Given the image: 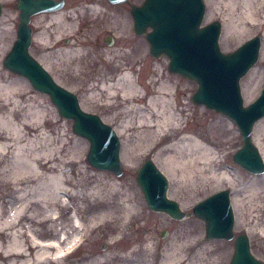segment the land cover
<instances>
[{
  "label": "rangeland",
  "instance_id": "rangeland-1",
  "mask_svg": "<svg viewBox=\"0 0 264 264\" xmlns=\"http://www.w3.org/2000/svg\"><path fill=\"white\" fill-rule=\"evenodd\" d=\"M69 1L79 4L85 10L82 15L67 19L66 26L58 24L50 15L34 17L31 22L33 41L29 52L59 86L77 97L83 111L97 115L116 132L121 143L120 158L123 167V174L119 178L92 168L87 162L89 143L73 133L72 123L63 119L50 99L36 92L26 79L4 68L3 60L16 40L19 20L15 0H0L2 5L0 31L4 33V39L0 43V74L3 80L5 78L9 81L21 80L23 86L19 92L24 95L27 93L21 98L22 101L24 103L34 101L40 109L46 110L49 119L46 124H31L38 128L39 132L49 135L54 146L64 144L66 164L62 171L73 179V185L72 183L67 185L72 189L67 194L71 195L66 198L67 208L56 211V223L69 225L66 229L69 234H73L71 220L73 221L72 217L76 215L82 222L83 230L76 252L65 258L64 264L82 263L89 255L108 256L113 253L109 235L105 232L101 233L96 224L91 223L98 212L89 202H98L99 199L88 195L90 192L93 193L92 190L96 185H104L106 182L118 185L115 196L110 200L111 206H118L117 200L120 196L130 197L139 205L143 216V220L133 224L131 228L133 233L131 237L123 240V245L128 247L130 239L136 236L142 239L150 237L151 242L161 249L162 252L160 250L159 252H174L175 259L171 264H229L233 253V241L206 239L204 222L195 216L177 221L164 213L152 212L146 206L136 182V174L144 161H153L156 158V153L145 152L144 129L139 128L138 121L146 117L152 101L158 106V116L162 113L167 116L169 112H173L175 117L181 120L184 132L192 134L209 149V163L213 165L216 174L222 176L223 172H227L229 175L228 183L225 181L223 185H216L206 183L196 175L190 181L185 177H168L167 173H164L169 182L167 197L176 201L184 212H191L193 206L203 199L219 191L228 190L235 217L234 235L246 234L252 254L264 262V174L250 175L233 163L232 155L242 143L236 125L225 116L204 106L193 104L191 96L196 90V84L169 73L166 57L154 59L149 56L147 42L133 32L129 6L110 5L107 0ZM130 2L141 5L143 0H130ZM204 2L206 14L203 25L217 20L223 29V18L228 10L218 3L219 0H204ZM93 4L98 6V12L88 10V6ZM66 10L67 8L64 7L62 12ZM235 13L234 20H237L239 11ZM262 20L245 23L244 32L233 31L227 40L223 38L221 32L220 50L223 53H230L254 35H263ZM35 22L37 23L34 24ZM36 35H43V38L34 41ZM105 38H112L113 42L110 46L104 44ZM261 50L257 64L240 80L241 96L245 106L257 98L264 85V57ZM251 71L256 75L255 89L252 96L246 99L243 89ZM123 75L133 79L134 87L138 91L137 95L133 94L126 81L120 91H113L117 88L116 80ZM151 109L154 110L152 107ZM170 134L172 139L163 138L161 147L178 142V139L182 138L177 152L182 155L179 160L187 162L188 156L185 150L188 144L183 140L185 135L177 133L174 137L173 129ZM33 136L37 138V132L33 133ZM260 138L264 142V130ZM126 149L136 155L130 167H126L122 161ZM168 155L164 153L157 160L160 169L162 160ZM9 160L10 155L5 156L0 152V172L1 167L8 164ZM87 178L88 182H86ZM188 191H193V194L189 196ZM75 192L80 198L83 195V199L75 198L73 196ZM3 196L7 208H12L17 203L9 184L3 185L0 182V199ZM236 202L241 205L238 210L234 208ZM77 208L81 211H77ZM141 225L143 226L140 227ZM19 226L20 223L16 224L14 229ZM41 231L45 232V229ZM161 234H165V237L161 238ZM43 236L44 239L54 237L50 234ZM7 242L0 231V245L1 243L6 245ZM28 259L30 264H34L31 257ZM3 260V252L0 251V264Z\"/></svg>",
  "mask_w": 264,
  "mask_h": 264
},
{
  "label": "bare ground",
  "instance_id": "bare-ground-1",
  "mask_svg": "<svg viewBox=\"0 0 264 264\" xmlns=\"http://www.w3.org/2000/svg\"><path fill=\"white\" fill-rule=\"evenodd\" d=\"M218 3L228 10L225 18H223L222 29L223 38L226 40L233 34V31L244 32L247 22L255 23L259 19H263L261 22H264V0H219ZM76 6L75 10L67 8L68 11L62 12V8L50 16L58 24L66 26L67 19L78 18L85 11L79 4ZM88 10L98 12V6L93 4V6H88ZM237 10L239 11L238 19L234 20ZM42 38L43 35H36L34 41H39ZM3 39L4 33L0 31V43ZM262 41L261 53L264 57V32ZM251 72L243 89L246 99L252 96L255 89L256 75L255 72ZM2 77L0 74V152L5 156L10 155V160L8 164L1 167L0 182L3 185L9 184L17 203L10 209L6 207L5 196L1 198L2 201L0 199V231L1 236L8 240L6 245L2 243L0 245V251L4 255L1 264H30L29 257L32 258L34 264H64L65 258L76 252V246L82 237L83 230L82 222L76 215L72 217L74 220H71L73 234H69L66 229L69 225L56 223V211L67 208L66 198L71 197L67 194L68 191H72L67 185L72 183L73 179L62 171L66 164L64 144L54 146L55 144L52 143L49 135L39 132L38 128L31 124H46L49 119L46 110L40 109L34 101L30 100L27 103L22 101L21 98L27 94H20L19 92L23 86L22 81L17 79L9 81L6 78L3 80ZM125 81L132 89L133 94L137 95L138 91L134 87L133 79L131 80L126 75L116 80L117 88L113 91H120ZM111 96L115 97L114 94ZM157 107L155 102H150V111L138 123L139 128L144 129L145 152L154 151L156 153V158L153 160L155 163L152 162L160 172L163 175L167 173L168 177H185L190 181L196 175L209 184L223 185L225 181L227 182L229 180L227 172H223L222 176H219L215 173L213 165L209 163V149L192 134L184 132L181 120L177 119L173 112H169L167 116L163 113L158 116ZM143 111L146 110L143 109ZM171 129L175 132L174 137L177 133L185 135L183 140L187 141L188 144L185 150V154L188 156L187 162L180 161L182 155L180 156L177 152L178 144L182 138L178 139V142L175 141L170 145L161 147L160 143L163 138L172 139ZM263 130L264 117L257 121L252 134L253 144L264 159V142L260 138ZM36 132L38 136L34 138L33 133ZM41 140L44 141L41 142ZM164 153L169 155L162 160L163 164H161L162 168L160 169L157 166V160ZM135 158V153L126 149L122 158L123 164L130 167ZM119 159L121 162L120 154ZM88 180L87 178L86 182ZM117 186L114 183L106 182L104 185H96L95 189L92 190L93 193L88 194L99 199L98 202H89L90 206L98 212L91 223L96 224L101 233L105 232L109 235L110 244L114 251L108 256L89 255L82 263L78 264H171L175 259L174 252L161 253V249L151 242L150 237L142 239L136 236L130 239L128 247L123 245V240L131 237L133 233L131 229L133 224L143 220V216L139 210V205L133 202L130 197L120 196L117 200L118 206L110 205V200L115 196ZM188 194L191 196L193 191H188ZM73 196L79 197L77 192ZM80 199H83V195ZM239 207L241 205L236 202L234 208L238 210ZM77 211H79L78 208ZM19 223V228L14 229ZM43 228L45 232L41 231ZM44 234H50L54 237L44 239Z\"/></svg>",
  "mask_w": 264,
  "mask_h": 264
},
{
  "label": "water",
  "instance_id": "water-1",
  "mask_svg": "<svg viewBox=\"0 0 264 264\" xmlns=\"http://www.w3.org/2000/svg\"><path fill=\"white\" fill-rule=\"evenodd\" d=\"M107 1L110 5L129 6L133 32L145 39L151 58L166 57L169 73L196 84L191 96L193 104L225 116L236 125L242 143L232 155L233 163L250 175H263L264 159L253 144L252 133L257 121L264 117V86L248 106L243 103L240 89V80L259 60L261 37L253 36L234 51L223 53L219 47L221 23L203 25L204 0H143L141 5L130 0ZM63 6L64 0H17L16 40L3 66L26 78L36 92L50 99L63 119L72 122L73 133L89 143L87 161L92 168L120 177L121 143L116 132L97 115L83 111L77 97L59 86L29 52L33 41L32 18L57 13ZM1 12L0 3V17ZM112 42V38L104 39L106 46ZM136 182L150 211L164 213L177 221L195 216L204 222L206 239L233 241L229 264H264L252 254L246 234L234 235L228 190L219 191L198 202L191 212H184L176 201L167 198L168 179L152 161L143 162Z\"/></svg>",
  "mask_w": 264,
  "mask_h": 264
},
{
  "label": "flooded vegetation",
  "instance_id": "flooded-vegetation-1",
  "mask_svg": "<svg viewBox=\"0 0 264 264\" xmlns=\"http://www.w3.org/2000/svg\"><path fill=\"white\" fill-rule=\"evenodd\" d=\"M16 2L17 0H15V8H16ZM68 8V9H71V10H75L77 8L76 4L75 3H71L69 0H64V6L63 8Z\"/></svg>",
  "mask_w": 264,
  "mask_h": 264
}]
</instances>
